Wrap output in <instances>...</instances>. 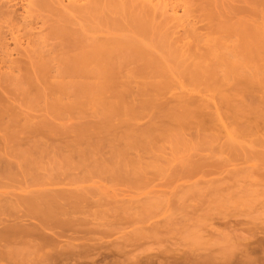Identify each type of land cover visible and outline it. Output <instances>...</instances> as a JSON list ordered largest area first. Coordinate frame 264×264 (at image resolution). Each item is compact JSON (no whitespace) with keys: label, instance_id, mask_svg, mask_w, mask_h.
<instances>
[{"label":"bare ground","instance_id":"1","mask_svg":"<svg viewBox=\"0 0 264 264\" xmlns=\"http://www.w3.org/2000/svg\"><path fill=\"white\" fill-rule=\"evenodd\" d=\"M259 7H264V0H0V120L7 118L11 123L22 117L21 109L18 112L19 108L9 103L19 96L26 105L50 100L51 108L57 105L61 110L66 108L62 117L75 115L74 111L67 114V109L77 113L76 109L86 104L94 105L96 111L102 108L105 117L102 123L112 125L113 117H118L116 121L127 124V131L120 139L123 145L112 152L110 162H99L96 166L114 174L122 172L129 179L135 175L143 179L150 169L160 168L159 162L166 159L168 148L173 157L180 148L194 147L191 142L202 133H208L205 138L209 142L215 140L218 135L214 133L220 127L228 138L224 146L231 152H226L229 157L214 153L210 154L212 158L205 155L198 161L192 153L197 161L190 156L178 163V169L179 165L186 168L196 165L189 171L196 170L206 177L197 182L201 187L196 196L199 200L206 199L209 207L214 202H220L219 207L224 208L250 201L253 205L250 202L247 205L255 208V202L264 198V142L261 145L258 137L254 139L259 121L234 128L233 124L243 117L241 99H245L238 94H242L244 87L252 88L251 91L255 87L259 90V84L264 87V19L259 22ZM10 40L15 43L14 48L9 47ZM23 40L31 42L24 47ZM50 40L53 42L48 43ZM15 52L18 57L13 56ZM258 98L255 99L259 102ZM61 110L57 111L61 114ZM51 112L53 115L52 109ZM54 115L57 118L56 112ZM225 116L233 120L232 125L225 122ZM187 134H194L195 140ZM246 137L254 138L246 140ZM257 145L262 150L256 149ZM215 156L222 159L214 161ZM188 159L194 162L187 163ZM213 173L215 177L207 178ZM61 193L40 208L30 207L39 216L31 230L30 225L23 228L15 223L0 229V246L1 240L14 237V242L19 238L25 243L31 241L42 250L50 247L47 240L53 237L42 228L52 230L60 225L64 229L71 221L67 218L69 213L73 217L80 213L76 209L84 198L73 191L70 196ZM235 216L236 213L232 218ZM229 218L221 215L223 231L235 228ZM84 220L90 223L86 217ZM38 240L39 247L33 242ZM262 242L259 259L247 247L241 256L230 255V249L235 247L232 244L221 249L225 258L220 264H264Z\"/></svg>","mask_w":264,"mask_h":264},{"label":"rangeland","instance_id":"2","mask_svg":"<svg viewBox=\"0 0 264 264\" xmlns=\"http://www.w3.org/2000/svg\"><path fill=\"white\" fill-rule=\"evenodd\" d=\"M19 11H22L21 13L24 11L20 4ZM261 17H264V7H259V22L264 19ZM30 42L23 40L22 46L25 47ZM52 42L53 40H50L48 43ZM9 45L10 48L16 46L11 40ZM13 56L18 57L16 52L13 53ZM255 88L258 90L257 87ZM246 89L242 88V94L241 92L238 94L245 99H241L242 102L244 101L242 103L244 105V107L242 106L243 117L233 124L235 125L233 128L248 124L249 121L255 122L257 119L259 132L253 138L257 139L258 137L259 143L263 145L264 87L259 84V94L256 89L255 91H251L252 88L249 89V87ZM214 94L218 97L216 92ZM212 96L214 95L212 94ZM252 96L256 97L252 98ZM21 98L19 96L20 100ZM255 98H258L259 102ZM16 99L18 98L16 97ZM16 99L14 102L11 99L9 103L18 107V112L20 109L22 110L19 112V115L23 112L22 117L18 118V116L17 121L14 118L15 122L9 120L12 124L7 121V118L5 121L0 120V229L15 223L23 228L30 225L28 228L31 230L37 224L39 216L36 212H32L30 207H42L57 193L64 194L65 192L64 196H70L73 191L84 198L81 202L83 204H81L82 207L80 206L81 209H76L80 210L78 211L80 213L77 214L71 210L77 216L75 217L74 214L73 217V214L70 213L71 217L67 216V218H71L69 222L73 223L72 227L69 223L68 226L63 225L62 227L65 226V228H61L62 230L59 228L60 225L57 226L58 229L56 227L52 230L42 228L45 233H51L49 237H53L47 240L50 241V247L42 250L36 248L31 241H26L29 242L27 244L19 238V240L17 239L18 243L14 242V237L13 240L12 237H9L12 241L5 243L6 245L3 241H8L9 238L1 240L3 245L0 246V264H220L225 258L221 249L225 246L230 247L232 244L235 247L229 248L230 255L241 256L247 247L246 250L253 257L259 259L261 256L259 255L261 254L259 251L261 245L259 246V244L264 240V201H262L264 198L260 199L261 202L257 201L259 204L255 202V208L251 206L253 203L246 201L245 205L244 202L238 204L242 205L241 207L233 204L227 205L228 207H225L228 210L224 207L226 211L219 207L220 202H214L210 205L213 209L211 211L207 200H199L196 196V192L201 187V185H196L197 182L206 179V177L200 175L196 170L189 171L196 165L187 167L188 169L183 166L185 171L179 165L180 169H178V163L186 161L190 156L192 158L193 154L197 160L205 155L207 158H212L210 154L214 156V153H217L216 155L224 153L223 157H229L230 154L227 155L226 152L230 151L224 146L228 139L225 138L224 129L218 127L219 131L218 129L214 130V134L218 137L215 140L213 138L211 142H209L210 139L205 138L208 133H205L206 135L202 133L200 138H196L194 134H187L193 140L196 138L194 143L191 142L194 147L183 148L184 150L180 148L181 151L176 150L178 154L177 152L173 153V157H171V150L166 147L168 148L166 149V159L162 158V162H159L162 164L160 168L150 169L143 179H139L136 175L129 179L122 172L121 175L114 174L110 170L105 171L102 166L103 169L99 167L100 171L96 166L99 162L108 164L112 159V152L123 145V140L120 139H123L126 134L127 124L117 122L118 117H113V124L107 125L102 123L105 118L103 109L99 108L97 111L102 110L97 112L94 105V108L90 104L88 106L86 104L84 107L80 106L76 109L77 113L75 110L67 109V114L74 111L76 116L79 114L78 117L74 113V117L72 113L62 117L61 115L66 113L63 111L62 114V110L66 108L61 110V107L56 104L61 110L60 114L57 111L58 108L53 107L54 104L52 105L54 109L51 108V105L49 106V103H52L50 100H48L49 103L40 100L26 105L19 99V103H17ZM63 100L64 102L68 101L67 99ZM1 103L10 105L7 102V104ZM51 109L54 114L56 112L57 118L51 114ZM81 110L85 112L82 113ZM25 114L29 116V119ZM80 114H83L82 117H79ZM226 120L227 124L232 125L233 120L229 117H226ZM2 122L7 124L3 125ZM188 136L187 139H189ZM253 138L246 137L244 139L252 140ZM192 139L189 140L193 141ZM259 145L256 146V149H264L263 147L260 149ZM134 153L132 151V156ZM220 157L218 158H223ZM216 158L215 156L213 160L215 161ZM92 159L98 161L94 163ZM167 159L170 162L165 163ZM189 159L187 163L197 161L192 158L191 160L194 161L189 162ZM248 164L251 165V163ZM174 167L183 172L177 170L176 172ZM215 176L216 174L213 173L207 178ZM247 202H250L251 205H247ZM262 202L263 205H261ZM33 204L34 206H31ZM235 213L237 217L232 218ZM221 215L230 216V223L236 229L230 228V231L229 228H226L223 231ZM78 217L80 218L79 222L77 221ZM85 217L87 220L89 219L90 223L84 220ZM236 221L251 224L235 225ZM54 232L59 235H54ZM62 236L63 238H61ZM224 236H228L229 239L231 237L230 241ZM54 238L57 242H54ZM235 240L241 241V245ZM33 242L35 245L40 243L39 240ZM54 245L58 249L55 253ZM50 248H53L54 256H52ZM32 253H36V255ZM43 256L50 258L45 259L46 257ZM34 259L36 261H33Z\"/></svg>","mask_w":264,"mask_h":264}]
</instances>
